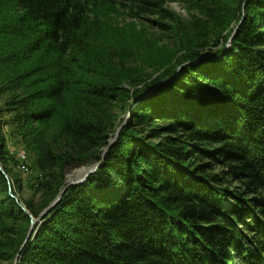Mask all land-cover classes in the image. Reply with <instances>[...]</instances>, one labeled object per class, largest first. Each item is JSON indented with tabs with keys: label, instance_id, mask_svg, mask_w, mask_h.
<instances>
[{
	"label": "trees",
	"instance_id": "16d2710c",
	"mask_svg": "<svg viewBox=\"0 0 264 264\" xmlns=\"http://www.w3.org/2000/svg\"><path fill=\"white\" fill-rule=\"evenodd\" d=\"M169 1L0 0V264H264V0Z\"/></svg>",
	"mask_w": 264,
	"mask_h": 264
},
{
	"label": "rangeland",
	"instance_id": "374dc122",
	"mask_svg": "<svg viewBox=\"0 0 264 264\" xmlns=\"http://www.w3.org/2000/svg\"><path fill=\"white\" fill-rule=\"evenodd\" d=\"M168 8L169 10L175 12L181 19L185 20L188 17V13L186 10L187 8L183 0L169 1ZM119 115H120V118L125 119V121L129 118V113L120 112ZM8 149H9L10 154L13 155L16 159H18V155L20 153H24V149L22 148V145L15 143L14 140H12L10 137H8ZM88 168L90 167H81V168L71 171L67 176L68 180H76L78 177H81L82 175H84V173L86 172ZM13 172L17 173L18 178L22 181L23 192L21 193V196L23 198H28L31 195V192H29L30 189L28 188V185H27V181L29 179L28 177H30V174H31L30 171L28 170V172L24 173L19 169V165H18L13 170ZM14 198H17V197H14Z\"/></svg>",
	"mask_w": 264,
	"mask_h": 264
},
{
	"label": "water",
	"instance_id": "95a60500",
	"mask_svg": "<svg viewBox=\"0 0 264 264\" xmlns=\"http://www.w3.org/2000/svg\"><path fill=\"white\" fill-rule=\"evenodd\" d=\"M208 56H202L201 57V60L202 59H204V58H207ZM182 67V66H181ZM181 67H179V69L181 68ZM147 95H149V93L147 94ZM146 95V96H147ZM124 124H122V126H123ZM121 126V127H122ZM121 127H119L118 128V130H117V132L119 131V129L121 128ZM117 132H115L116 133V135H115V137H114V139H112L111 141H110V143H109V145L108 146H110L115 140H116V138H117ZM106 147L105 148V150H104V153H103V155L107 152V150L109 149V147ZM100 165L99 164H97V165H95V166H92V167H90V168H88L87 170H86V172L84 173V175H82L81 177H78L76 180H68V183H67V186L63 189V190H61V193H60V195L40 214V216H39V219H42L51 209H53L55 206H56V204H58V202L60 201V199H61V195L65 192V190L68 188V187H70V186H74V185H78V184H81V183H83L87 178H88V175H90V174H92L93 172H95L97 169H98V167H99ZM0 170L4 173V171H3V169L0 167ZM5 174V173H4ZM5 176L7 177V175L5 174ZM16 200H17V198H15ZM20 207H21V209L23 210V211H26L25 210V207H23L22 205H20ZM36 224V221L32 218L31 219V227H30V231H29V233H28V235H27V237H26V241L28 240V238L30 237V233H31V231H32V229H33V227H34V225Z\"/></svg>",
	"mask_w": 264,
	"mask_h": 264
},
{
	"label": "built area",
	"instance_id": "2783aa9c",
	"mask_svg": "<svg viewBox=\"0 0 264 264\" xmlns=\"http://www.w3.org/2000/svg\"><path fill=\"white\" fill-rule=\"evenodd\" d=\"M20 163V167L24 170V173L28 172V167H27V161H22V154L20 153L18 155V159Z\"/></svg>",
	"mask_w": 264,
	"mask_h": 264
},
{
	"label": "bare ground",
	"instance_id": "6f19581e",
	"mask_svg": "<svg viewBox=\"0 0 264 264\" xmlns=\"http://www.w3.org/2000/svg\"><path fill=\"white\" fill-rule=\"evenodd\" d=\"M21 154H22V161H27L25 153H21ZM19 169H20L22 172H24V170L20 167V163H19Z\"/></svg>",
	"mask_w": 264,
	"mask_h": 264
}]
</instances>
